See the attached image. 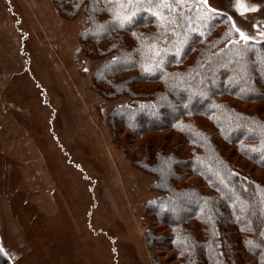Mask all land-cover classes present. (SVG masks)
<instances>
[{"label":"rangeland","instance_id":"1","mask_svg":"<svg viewBox=\"0 0 264 264\" xmlns=\"http://www.w3.org/2000/svg\"><path fill=\"white\" fill-rule=\"evenodd\" d=\"M200 1L240 35L264 40V0H242L243 13L237 0ZM163 2L181 14L193 4ZM87 27L85 8L68 19L55 0H0V246L10 264H183L168 242L169 229L146 211L165 186L156 190L154 173L137 167L149 142H166L172 152L180 134L147 133L138 140L112 123L115 108L136 100L114 92L112 83L98 84L108 58L95 57L93 43L82 40ZM134 87L152 96L163 88L159 82ZM229 102L264 118L263 101ZM198 122L214 131L212 122ZM232 158L264 184V169ZM198 183L192 175L181 185ZM149 229L159 231L162 242H148Z\"/></svg>","mask_w":264,"mask_h":264},{"label":"trees","instance_id":"2","mask_svg":"<svg viewBox=\"0 0 264 264\" xmlns=\"http://www.w3.org/2000/svg\"><path fill=\"white\" fill-rule=\"evenodd\" d=\"M55 1L68 19L86 9L88 29L81 38L93 43L95 57L108 58L98 84L112 83L114 92L136 100L115 108L112 123L138 140L147 133L180 134L172 152L166 142L151 141L137 162L154 173L156 190L165 186L146 211L169 229L178 258L183 264H264V184L232 158L264 169V153L256 151L264 150V118L229 102H264V40L237 42L241 35L227 17L200 0L184 14L163 0ZM120 74L128 76L115 81ZM154 82L163 88L153 96L142 97L134 87ZM199 119L212 122L214 131L202 130ZM192 175L202 183L181 185ZM157 233L147 231L152 245L162 242ZM0 264H10L1 246Z\"/></svg>","mask_w":264,"mask_h":264},{"label":"snow or ice","instance_id":"3","mask_svg":"<svg viewBox=\"0 0 264 264\" xmlns=\"http://www.w3.org/2000/svg\"><path fill=\"white\" fill-rule=\"evenodd\" d=\"M237 5L239 7V9L241 10V12L243 13L244 11H247L248 9L246 8L245 4L242 2V0H237ZM241 36L244 37V34L241 33ZM245 39H247V37H244Z\"/></svg>","mask_w":264,"mask_h":264}]
</instances>
